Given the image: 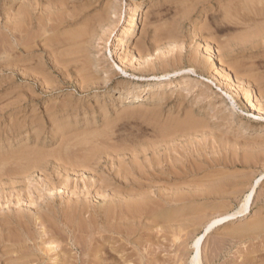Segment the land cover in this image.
Returning <instances> with one entry per match:
<instances>
[{
  "label": "rangeland",
  "instance_id": "374dc122",
  "mask_svg": "<svg viewBox=\"0 0 264 264\" xmlns=\"http://www.w3.org/2000/svg\"><path fill=\"white\" fill-rule=\"evenodd\" d=\"M8 1L9 5L7 4ZM65 1L67 3L64 0H47L48 5L45 3V0H0L2 2V5L0 4V163L2 164H0V264H113L111 259L100 260L96 258V261L94 255L86 257L84 248L87 246V242L84 243V240L88 238L78 239L80 243L77 241L76 246L71 244L73 241L71 240V242L67 238L65 239L66 241L58 240L60 242L57 243L56 239L59 233H55L54 230H50L49 228L47 229L45 225L40 224L39 220L36 221L35 218L38 213L46 212L47 206H50L52 202L54 207L57 204V207H60L63 203L73 205L80 198H86L87 194L90 197H94V193L99 189L100 180L107 179V182L111 181L110 183L114 184L113 178H118L123 183H127L126 186H134L135 190L133 189V192L130 190L122 192L127 198L131 195L136 200L147 199L145 212L142 210L143 214L141 211V215L136 213L134 216V218H140L139 224L134 220L127 222V225L129 223L131 228L127 230L129 231V238L130 240H134L132 242L136 243L139 247L135 251L132 249L131 244H126L125 253L129 252L131 254L129 264H139L137 256L141 254L150 261L148 264H189L190 258L193 256L192 242L199 236L209 220L211 221L227 213L236 212L238 211L237 209L240 210V205H242L246 195L250 193L255 182L264 174V41H262V38L250 39L253 37L254 32L256 33L257 30L264 27V22L257 23L252 20L256 18L255 16V18L252 17L254 10H249L251 14H248L246 20L228 15L227 13L231 10L233 2L236 0L231 1L232 3L230 0H227L228 3L230 2L229 4L226 3V0H97L96 3H94L95 0ZM19 5L21 7L24 5L26 7L27 5L28 8H26L29 9L28 15H32L31 17L27 15V25L25 23L24 27L21 25L22 16L20 17L21 7ZM137 5L140 6L136 8V12L133 15L134 20L130 30V35L132 36L129 35L128 39L121 40V36L126 32V28H124L126 27L125 24H127L128 19L131 17L129 15H132L131 10ZM48 6L49 8H47ZM40 7L44 10L42 11ZM104 7L107 8L105 9ZM5 8L9 12H6ZM109 12L112 14L109 15ZM57 13H59L58 16ZM90 14L92 15L89 16ZM53 16H57V19H54ZM43 20L44 23L42 24ZM84 20H86L87 24L83 22ZM32 21L34 24H37L34 25ZM103 22L108 24L106 25ZM68 25L70 27H67ZM178 26L181 28L180 31ZM28 27L29 29L27 30ZM96 30H98L97 33ZM35 31L36 33H34ZM73 31L78 33V40L82 42H78L76 46H69L68 42L66 43L64 40L67 38V34L74 33ZM64 32L67 33L65 34ZM179 32L180 34L182 32V35ZM41 33L43 34L40 35ZM208 34L212 41L207 38ZM42 36L46 37L43 38ZM91 36L92 38H90ZM244 37L249 38L248 42L246 41L247 43L240 41ZM8 38L9 40L11 39L10 44ZM47 38L49 41L44 42ZM174 40H177V43L180 41L179 43L183 45L177 44ZM19 43L20 47H18ZM35 43L38 47L41 45V49H37ZM150 46L152 47L151 49ZM144 48L149 51H145ZM38 50L40 56L37 54ZM76 50H80L81 54H78L79 57L72 54ZM138 51H141V58L137 53ZM92 52H95L96 55ZM91 53L92 57L90 56ZM190 53L193 55L190 56ZM207 56L210 61L206 58ZM73 57H75V60H80V62L76 65L66 66L65 64L68 60L73 59ZM25 58H28L30 61ZM93 59H96V63L93 62ZM139 59H143V62ZM168 63L171 67L168 68L169 70L167 69L169 67ZM199 63L205 67H202V65L200 67ZM94 64H97L99 67ZM46 67H49V69ZM217 68L221 69L218 71ZM121 69L127 71V74H123ZM188 69H193L197 73H188ZM164 71H170L168 73L172 72L169 76L171 81L176 78H182L181 86H172L169 89L162 87L163 89L159 90L156 84H160V80H153V83L148 81L152 76L162 75ZM175 71L178 74L174 75L173 72ZM140 72H143V75ZM67 73L69 74L67 75ZM78 76H80V79ZM24 81L25 83H23ZM166 81H163V83H166ZM126 83H134V86L132 89L128 88V84L126 86ZM147 83L151 85L149 92H144V95L140 94L139 101L136 100L135 104H124L122 99L125 98L129 101L130 97L135 95L134 92L137 93L139 91L138 86L146 85ZM237 84H240V86ZM235 85L238 86V89L241 88L236 90ZM224 86L227 87V90ZM122 89L127 95L121 94L122 92L120 91H123ZM171 90L173 92L174 90L176 91L170 93ZM227 96L231 97V100ZM253 102L256 104L254 105ZM100 106L103 107L101 108ZM63 110H65V113ZM259 110L262 116L260 118L256 116ZM53 111L55 115H52L54 114ZM46 117L48 118L46 119ZM63 118H65L64 121L62 120ZM55 119L59 121H55ZM66 119L69 120L65 124ZM52 120L55 125L59 122V126L58 124V127L55 126ZM167 121L170 122L168 123L169 125L166 124ZM258 126L263 127L257 130L256 127ZM9 127L11 130H9ZM50 127L52 128L50 129ZM97 128L98 130H96ZM87 129L89 130L86 131ZM14 130H18L17 134ZM69 130L73 133H70ZM57 131L60 136H58ZM13 132L15 136L11 135ZM11 136L12 138L10 139ZM49 136L52 137L50 138ZM5 138L8 139V142ZM97 142L98 144L95 145ZM133 145L134 147H132ZM92 149L99 151L96 160L89 165V170L94 169L92 175L80 170L65 172L62 169L64 165H56L55 157L58 155L77 160L79 156H87ZM22 165L27 171L23 169ZM49 170L51 171L49 172ZM4 171L7 175H5ZM56 174L58 175L57 178ZM134 174L137 175V178L139 177L138 180ZM87 175L93 176L90 177V181ZM60 176L63 178L61 179ZM25 177L28 179H25ZM124 177L127 178V180L125 179L126 182L123 180ZM3 178L4 180L7 179L5 180L6 182ZM83 178L87 180L83 181ZM80 179L81 181H79ZM130 182L134 183L131 184ZM91 184L93 185L91 186ZM223 184L225 186H222ZM74 187L77 188L75 189ZM219 188L223 189L220 190ZM102 195L106 197L108 193H103ZM174 197L181 198V202L179 201L174 204ZM71 200L74 201L72 202ZM251 202L249 214L216 228L202 241L200 245L201 264L264 263V179L255 187ZM41 208L42 210L40 211L39 209ZM84 217H87V214ZM26 222L28 223L25 224ZM120 231H123V229H120ZM120 231L117 230L119 233ZM124 232H126V229ZM54 233L55 238L53 237L54 240H52ZM100 235H112V237L118 238L115 232H106ZM100 235L92 234L89 243H92L94 247L96 244H100L101 240H98ZM61 236L65 235L62 234ZM23 240L27 242L24 243ZM19 241L24 243V245ZM51 241H55L56 245H54L55 243L53 245L48 244ZM102 243V246L105 245L103 246L105 249L112 246V242H110L111 244L108 241ZM151 258L155 261L151 260ZM87 259H90V261Z\"/></svg>",
  "mask_w": 264,
  "mask_h": 264
},
{
  "label": "bare ground",
  "instance_id": "6f19581e",
  "mask_svg": "<svg viewBox=\"0 0 264 264\" xmlns=\"http://www.w3.org/2000/svg\"><path fill=\"white\" fill-rule=\"evenodd\" d=\"M6 1V0H5ZM20 1V0H19ZM34 1H36V0H34ZM43 1V0H42ZM46 2L45 3H47L48 5H49V3L47 2V0H45ZM52 1V0H51ZM56 1V0H55ZM87 1V0H86ZM86 1H85V3H86ZM90 1V0H89ZM93 1V0H92ZM91 1V2H92ZM96 1L97 0H95V2L94 3H96ZM218 1V0H217ZM225 1V0H224ZM227 1V0H226ZM231 1H234V0H230V2ZM3 2V1H2ZM2 2H0V4L2 3ZM31 2V1H30ZM41 2V1H40ZM50 2V1H49ZM64 2H66L65 0H64ZM74 2V1H73ZM79 2V1H78ZM100 2V1H99ZM183 2V1H182ZM192 2V1H191ZM229 2V3H230ZM9 3V1L7 2V4ZM29 3V2H28ZM35 3V2H34ZM67 3V2H66ZM218 3V2H217ZM227 4H229L228 3V1L226 2ZM232 3V2H231ZM234 4L232 5V7H231V10L227 13L228 15H230V16H233V17H238V18H243L244 20H246V17L248 18V14L250 13L249 12V10H254V15L252 16V17H254L255 19H252V20H254L255 22H257V23H262V22H264V0H236L235 2H233ZM6 4V5H7ZM10 4V3H9ZM8 4V5H9ZM51 4H53L52 2H51ZM65 4V3H64ZM75 4V3H74ZM103 4V3H102ZM109 4V3H108ZM107 4V5H108ZM145 4V3H144ZM222 4V3H221ZM224 4V3H223ZM2 5V4H1ZM5 5V6H6ZM32 5V4H31ZM34 5V4H33ZM43 5V4H42ZM63 5V4H62ZM70 5V4H69ZM71 5H72V3H71ZM80 5V4H79ZM78 5V6H79ZM85 5V4H84ZM97 5H98V3H97ZM110 5H112V4H110ZM136 5V4H135ZM134 5V6H135ZM219 5V4H218ZM20 6V5H19ZM25 6V5H24ZM24 6H20L21 7V9H20V17H21V19H22V23H21V25L24 27L25 26V23H26V20H27V15H28V12H29V9H27L28 7H27V5H26V7H24ZM30 6V5H29ZM52 6V5H51ZM59 6V5H58ZM61 6V5H60ZM68 6V5H67ZM74 6V5H73ZM77 6V5H76ZM88 7H90L89 5H87ZM95 6H96V4H95ZM109 6V5H108ZM139 6L140 5H137L136 7H134L132 10H131V14L132 15H129V16H131L129 19H128V22H127V24H125L126 25V27H124V28H126V32L121 36V40H126V39H128V36L131 34V32H130V30H131V26L133 25L132 24V22H133V15H134V13L136 12V8H139ZM225 6V5H224ZM223 6V7H224ZM260 6V7H259ZM10 7H11V5H10ZM13 7V6H12ZM33 7V6H32ZM37 7H38V5H37ZM46 7V6H45ZM65 7V6H64ZM63 7V8H64ZM80 7V6H79ZM97 7V6H96ZM110 8H111V6H109ZM221 7V6H220ZM226 7H227V5H226ZM1 8H2V6H1ZM19 8V7H18ZM34 8V7H33ZM47 8H49V6L47 7ZM54 8H55V6H54ZM53 8V9H54ZM62 8V9H63ZM71 8V7H70ZM76 8V7H75ZM86 8V7H85ZM85 8H84V10H85ZM105 8V7H104ZM107 8V7H106ZM105 8V9H106ZM114 8V7H113ZM218 8V7H217ZM228 8H230L229 6H228ZM3 9V8H2ZM12 9V8H11ZM15 9V8H14ZM40 9H42L41 7H40ZM39 9V10H40ZM52 9V8H51ZM50 9V10H51ZM56 9V8H55ZM65 9H66V7H65ZM95 9V8H94ZM34 10V9H33ZM32 10V11H33ZM44 9H42V11H43ZM74 10V9H73ZM82 10V9H81ZM83 10V11H84ZM141 10V9H140ZM221 10H222V8H221ZM5 11H6V8H5ZM4 11V12H5ZM12 11H14V10H12ZM35 11V10H34ZM37 11V10H36ZM47 11V10H46ZM72 11V10H71ZM87 11V10H86ZM220 11V10H219ZM223 11V10H222ZM6 12H9V11H6ZM40 12V11H39ZM88 12V11H87ZM99 13H100V11H98ZM111 12V11H110ZM109 12V15L110 14H112V13H110ZM138 12V11H137ZM157 12V11H156ZM226 12V11H225ZM46 13V12H45ZM69 13V12H68ZM74 13V12H73ZM86 13V12H85ZM91 13H92V11H91ZM33 14H34V12H33ZM37 14V13H36ZM39 14H42V13H39ZM49 14H50V12H49ZM58 14L59 13H57V16H58ZM61 14V13H60ZM71 14V13H70ZM92 14H94V12L92 13ZM92 14H90L89 16H91ZM107 14H108V12H107ZM130 14V13H129ZM223 14V13H222ZM251 14V13H250ZM31 15V14H30ZM35 15V14H34ZM33 15V16H34ZM48 15V14H47ZM51 15V14H50ZM84 15V14H83ZM87 15V14H86ZM138 15V14H137ZM224 15V14H223ZM11 16V15H10ZM29 16V15H28ZM32 16V15H31ZM31 16H29V17H31ZM42 16V15H41ZM57 16H53L54 17V19H57ZM60 16V15H59ZM63 16V15H62ZM61 16V17H62ZM72 16H74V15H72ZM80 16V15H79ZM78 16V17H79ZM96 17H97V15H95ZM94 16V17H95ZM103 16V15H102ZM128 16V17H129ZM8 17V16H7ZM45 17V16H44ZM93 17V16H92ZM101 17V16H100ZM226 17H228V16H226ZM64 18V17H63ZM76 18H77V16H76ZM86 18H88L87 16H86ZM99 18V17H98ZM103 18V17H102ZM109 18V17H108ZM142 18V17H141ZM223 18V17H222ZM231 18V17H230ZM250 18V17H249ZM7 19H9V18H7ZM44 19V18H43ZM47 19H48V17H47ZM62 19V18H61ZM95 19V18H94ZM224 19V18H223ZM251 19V18H250ZM53 20V19H52ZM70 20V19H69ZM74 20V19H73ZM79 20V19H78ZM88 20V19H87ZM97 20V19H96ZM142 20V19H141ZM230 20V19H229ZM42 21V20H41ZM47 21V20H46ZM64 21V20H63ZM98 21V20H97ZM108 21V20H107ZM231 21V20H230ZM239 21V20H238ZM38 22V21H37ZM50 22H51V20H50ZM70 22V21H69ZM81 22V21H80ZM83 22H85L86 23V20H84ZM88 22V21H87ZM91 22V21H90ZM94 22V21H93ZM100 22V21H99ZM109 22V21H108ZM233 22V21H232ZM241 22V21H240ZM17 23H19V22H17ZM32 23H33V21H32ZM44 23V20H43V22H42V24ZM68 23V22H67ZM74 23V22H73ZM77 23V22H76ZM79 23V22H78ZM95 23V22H94ZM104 24H106L105 22H103ZM141 23H143V22H141ZM230 23V22H229ZM244 23V22H243ZM247 23V22H246ZM249 24H250V22H248ZM12 24H14V23H12ZM20 24V23H19ZM34 24V23H33ZM37 24V23H36ZM36 24H34V25H36ZM52 24V23H51ZM63 24V23H62ZM69 24V23H68ZM87 24V23H86ZM89 24V23H88ZM108 24V23H107ZM106 24V25H107ZM132 24V25H131ZM26 25H27V23H26ZM55 25V24H54ZM53 25V26H54ZM61 25V24H60ZM59 25V26H60ZM67 25V24H66ZM72 26H73V24H71ZM77 25V24H76ZM245 25V24H244ZM260 25V24H259ZM263 25V24H262ZM13 26V25H12ZM15 26V25H14ZM32 26V25H31ZM43 26V25H42ZM71 26V27H72ZM84 26H86V25H84ZM95 26V25H94ZM102 26V25H101ZM251 26V25H250ZM11 27V26H10ZM33 27V26H32ZM35 27V26H34ZM62 27H64V26H62ZM67 27H70L69 25L67 26ZM110 27V26H109ZM135 27V26H134ZM218 27V26H217ZM248 27V26H247ZM38 28V27H37ZM36 28V29H37ZM53 28V27H52ZM66 28V27H65ZM81 28V27H80ZM95 28H97V27H95ZM99 28H100V26H99ZM104 28H105V26H104ZM178 28H179V31H180V26H178ZM10 29V28H9ZM12 29V28H11ZM29 29V27L27 28V30ZM30 29H31V27H30ZM34 30H35V28H33ZM51 29V28H50ZM57 29H58V27H57ZM60 29V28H59ZM62 29V28H61ZM75 29V28H74ZM73 29V30H74ZM89 29V28H88ZM101 29V28H100ZM113 29V28H112ZM255 29V28H254ZM7 30V29H6ZM23 30V29H22ZM43 30H44V28H43ZM49 30V29H48ZM79 30V29H78ZM123 30V29H122ZM174 30H176V29H174ZM216 30V29H215ZM31 31H32V29H31ZM59 31H61V30H59ZM58 31V32H59ZM97 31L98 30H96V33H97ZM107 31V30H106ZM109 31V30H108ZM250 31V30H249ZM21 32V31H20ZM41 32H43V31H41ZM51 32V31H50ZM53 32H55V31H53ZM74 32V31H73ZM173 32V31H172ZM207 32V31H206ZM254 32V31H253ZM28 33V32H27ZM34 33H36V31L34 32ZM34 33H32V34H34ZM40 33V32H39ZM45 33V32H44ZM65 33V32H64ZM67 33V32H66ZM65 33V34H66ZM68 33H69V31H68ZM79 33H81V32H79ZM94 33V32H93ZM99 33V32H98ZM209 33V32H208ZM249 33V32H248ZM17 34V33H16ZM43 33H41L40 35H42ZM51 34V33H50ZM87 34V33H86ZM95 34V33H94ZM172 34V33H171ZM179 34H180V32H179ZM245 34V33H244ZM14 35V34H13ZM18 35V34H17ZM36 35V34H35ZM54 35H55V33H54ZM87 35H89V34H87ZM86 35V36H87ZM180 35H182V32H181V34ZM227 35V34H226ZM7 36H8V34H7ZM47 36V35H46ZM45 36V37H46ZM51 36V35H50ZM55 36H57V35H55ZM60 36V35H59ZM130 36H132V35H130ZM155 36V35H154ZM169 36V35H168ZM231 36V35H230ZM11 37V36H10ZM12 37H14V36H12ZM18 37V36H17ZM25 37H26V34H25ZM43 37V36H42ZM45 37H43V38H45ZM58 37V36H57ZM61 37V36H60ZM59 37V38H60ZM67 38L64 40L66 43L68 42V45L69 46H76V45H78V42H79V36H78V33L77 32H74V33H70V34H67V36H66ZM107 37V36H106ZM105 37V38H106ZM152 37V36H151ZM156 37H158V36H156ZM181 37V36H180ZM19 38V37H18ZM17 38V39H18ZM24 38V37H23ZM32 38V37H31ZM53 38H54V36H53ZM81 38V37H80ZM89 38V37H88ZM90 38H92V36L90 37ZM93 38H94V36H93ZM176 38V37H175ZM204 38V37H203ZM207 38H209V34H208V37ZM257 39V38H262V41H264L263 39H264V27H262V28H260L259 30H257V32L255 33L254 32V34H253V37H251L250 39ZM22 39V38H21ZM35 39V38H34ZM41 39V38H40ZM87 39V38H86ZM96 39V38H95ZM130 39V38H129ZM180 39V38H179ZM179 39H177V40H179ZM205 39V38H204ZM209 39H211V38H209ZM8 40H9V38H8ZM11 40V39H10ZM10 40L8 41L9 42V44H10ZM14 40V39H13ZM23 40V39H22ZM21 40V41H22ZM30 40V39H29ZM37 40H38V38H37ZM49 41V39L47 38L46 40H44V42H46V41ZM90 40V39H89ZM149 40H150V38H149ZM169 40H171V39H169ZM177 40H174L176 43H177ZM248 40H249V38L248 37H244V38H242V39H240V41L242 42V43H244V42H248ZM19 41V40H18ZM17 41V42H18ZM33 42H34V40H32ZM47 41V42H48ZM62 41V40H61ZM60 41V42H61ZM81 41V40H80ZM85 41V40H84ZM88 41V40H87ZM94 41V40H93ZM128 41V40H127ZM161 41V40H160ZM166 41H167V39H166ZM183 41V40H182ZM206 41V40H205ZM211 41H212V39H211ZM239 41V40H238ZM1 42V41H0ZM20 42V41H19ZM36 42V41H35ZM82 42V41H81ZM81 42H79V43H81ZM143 42V41H142ZM141 42V43H142ZM173 42V41H172ZM180 42V41H179ZM178 42V43H179ZM246 42V43H247ZM7 43V42H6ZM13 43V42H12ZM15 43H16V41H15ZM30 43V42H29ZM40 43V42H39ZM41 43H42V41H41ZM52 43V42H51ZM57 43V42H56ZM62 43V42H61ZM64 43V42H63ZM65 43V44H66ZM89 43V42H88ZM94 43V42H93ZM146 43V42H145ZM149 43V42H148ZM147 43V44H148ZM174 43V42H173ZM173 43H172V45H173ZM177 43V44H178ZM210 43V42H209ZM18 44V43H17ZM33 44V43H32ZM50 44V43H49ZM83 44V43H82ZM144 44V43H143ZM154 44H155V42H154ZM165 44H167V42H165ZM179 44H182V43H179ZM203 44H205L204 42H203ZM3 45V44H2ZM8 45V44H7ZM13 45V44H12ZM35 45H36V43H35ZM39 45V44H38ZM58 45H60V44H58ZM63 45V44H62ZM86 45V44H85ZM88 45V44H87ZM142 45V44H141ZM146 45V44H145ZM164 45V44H163ZM172 45H170V46H172ZM183 45V44H182ZM211 45V44H210ZM260 45V44H259ZM26 46V45H25ZM37 46V45H36ZM43 46V45H42ZM156 46V45H155ZM154 46V47H155ZM159 46V45H158ZM207 46H209V45H207ZM18 47H20V43H19V45H18ZM40 47H41V45H40ZM40 47H38L37 46V49L38 48H40ZM141 47H144V46H141ZM147 47V46H146ZM160 47V46H159ZM174 47V46H173ZM205 47V46H204ZM210 47V46H209ZM227 47V46H226ZM2 48V47H1ZM26 48V47H25ZM49 48V47H48ZM62 48V47H61ZM60 48V49H61ZM64 48H65V46H64ZM66 48H68V47H66ZM88 48H89V46H88ZM92 48V47H91ZM137 48V47H136ZM152 47L150 46V49H151ZM208 48V47H207ZM218 48V47H217ZM219 48H221V47H219ZM9 49V48H8ZM14 49V48H13ZM33 49V48H32ZM41 49V48H40ZM59 49V48H58ZM94 49V48H93ZM145 49V48H144ZM155 49V48H154ZM160 49V48H159ZM31 50V49H30ZM98 50V49H97ZM146 50H148V49H145V51ZM158 50V49H157ZM1 51V50H0ZM4 51V50H3ZM7 51V50H6ZM19 51H20V49H19ZM27 51V50H26ZM25 51V52H26ZM54 51H55V47H54ZM66 51V50H65ZM90 51H92V50H90ZM89 51V52H90ZM133 51V50H132ZM135 51V50H134ZM136 51H137V49H136ZM149 51V50H148ZM147 51V52H148ZM154 51V50H153ZM170 51V50H169ZM208 51H209V49H208ZM250 51V50H249ZM23 52H24V50H23ZM31 52V51H30ZM35 52H37V51H35ZM49 52V51H48ZM52 52H53V49H52ZM146 52V53H147ZM9 53V52H8ZM16 53V52H15ZM27 53H28V51H27ZM34 53V52H33ZM46 53H47V51H46ZM51 53V52H50ZM58 53V52H57ZM88 53V52H87ZM93 54H95V52H92ZM92 53L90 54V56L92 57ZM138 53V55H139V57L141 58L142 57V54H141V51L139 52H137ZM150 53V52H149ZM210 53V52H209ZM6 54H7V52H6ZM17 54V53H16ZM19 54V53H18ZM30 54V53H29ZM28 54V55H29ZM32 54V53H31ZM35 54V53H34ZM37 54L39 55V50H38V52H37ZM70 54V53H69ZM73 54V56H78V54H81L80 53V50H76L75 52H73L72 53ZM135 55H136V53H134ZM156 54V53H155ZM179 54V53H178ZM182 54V53H181ZM191 54V53H190ZM211 54V53H210ZM12 55V54H11ZM27 55V56H28ZM33 55V54H32ZM37 55V56H38ZM46 55H48V54H46ZM50 55V54H49ZM55 55V54H54ZM68 55V54H67ZM96 55V54H95ZM94 55V56H95ZM147 55V54H146ZM162 55V54H161ZM180 55V54H179ZM183 55V54H182ZM193 54H191L190 56H192ZM208 55V54H207ZM214 55V54H213ZM243 55V54H242ZM18 56V55H17ZM21 56H22V54H21ZM40 56V55H39ZM44 56V55H43ZM51 56V55H50ZM90 56H88V57H90ZM212 56V55H211ZM247 56V55H246ZM10 57V56H9ZM26 57V56H25ZM30 57V56H29ZM28 57V58H29ZM45 57V56H44ZM69 57V56H68ZM79 57V56H78ZM148 57V56H147ZM150 57V56H149ZM181 57V56H180ZM180 57H178V58H180ZM12 58H13V56H12ZM22 58V57H21ZM20 58V59H21ZM28 58H25V59H28ZM33 58H35V57H33ZM32 58V59H33ZM38 58V57H37ZM42 58V57H41ZM61 58V57H60ZM95 58V57H94ZM97 58V57H96ZM146 58V57H145ZM144 58V59H145ZM182 58H183V56H182ZM208 60H209V58H208V56L206 57ZM211 58V57H210ZM212 58H214V57H212ZM23 59H24V57H23ZM45 59H46V57H45ZM44 59V60H45ZM200 59V58H199ZM198 59V60H199ZM215 59V58H214ZM213 59V60H214ZM218 59V58H217ZM29 60V59H28ZM28 60H27V62H28ZM43 60V59H42ZM52 60H53V58H52ZM51 60V61H52ZM56 60V59H55ZM89 60V59H88ZM92 60V59H91ZM94 60V59H93ZM98 60V59H97ZM139 60H141V59H139ZM143 60V59H142ZM141 60V61H142ZM197 60V59H196ZM206 60V59H205ZM213 60H212V62H213ZM221 60V59H220ZM254 60V59H253ZM26 61V60H25ZM30 61V60H29ZM33 61V60H32ZM35 61H37V60H35ZM48 61V60H47ZM50 61V60H49ZM96 61V59L93 61L94 63H96L95 62ZM150 61V60H149ZM165 61H168V60H165ZM192 61V60H191ZM202 61V60H201ZM201 61H200V63H201ZM210 61V60H209ZM209 61H207V62H209ZM22 62V61H21ZM20 62V63H21ZM24 62V61H23ZM27 62H25V63H27ZM40 62V61H39ZM66 62V61H65ZM80 62V60H78V59H76L75 60V57H73V59H71V60H68V62L65 64L66 66H72V65H76V64H78ZM89 62V61H88ZM91 62V61H90ZM143 62V61H142ZM157 62H158V60H157ZM162 62V61H161ZM194 62V61H193ZM196 62V61H195ZM31 63V62H30ZM46 63V62H45ZM50 63V62H49ZM62 63V62H61ZM92 63V62H91ZM175 63V62H174ZM177 63V62H176ZM200 63H199V65H200ZM211 63V62H210ZM17 64H19V63H17ZM16 64V65H17ZM43 64V63H42ZM52 64V63H51ZM50 64V65H51ZM93 64V63H92ZM140 64V63H139ZM173 64V63H172ZM172 64H171V66H172ZM191 64H192V62H191ZM205 64H206V62H205ZM215 64V63H214ZM255 64V63H254ZM21 65V64H20ZM28 65H29V63H28ZM59 65V64H58ZM95 65V64H94ZM97 65V64H96ZM95 65V66H96ZM100 65V64H99ZM147 65V64H146ZM168 65H169V63H168ZM196 65V64H195ZM202 65V64H201ZM201 65H200V67H201ZM40 66V65H39ZM44 66V65H43ZM49 66V65H48ZM98 66V65H97ZM124 66V65H123ZM173 66H175V65H173ZM204 65H202V67H203ZM221 66V65H220ZM36 67V66H35ZM79 67H80V65H79ZM99 67V66H98ZM194 67V66H193ZM196 67V66H195ZM198 67V66H197ZM205 67V66H204ZM264 67V66H263ZM41 68V67H40ZM43 68V67H42ZM46 68H48L49 69V67H46ZM78 68V67H77ZM76 68V69H77ZM168 68H171L170 67V65H169V67H167V69ZM251 68V67H250ZM32 69V68H31ZM75 69V68H74ZM73 69V70H74ZM174 69H175V67H174ZM178 69H179V67H178ZM183 69V68H182ZM196 69V68H195ZM201 69H203V68H201ZM218 69V68H217ZM219 69H221V68H219ZM219 69H218V71H219ZM222 69H223V67H222ZM252 69V68H251ZM21 70H22V68H21ZM52 70V69H51ZM57 70V69H56ZM61 70V69H60ZM71 70V69H70ZM90 70V69H89ZM139 70V69H138ZM141 70V69H140ZM169 70V69H168ZM176 70V69H175ZM216 70V69H215ZM246 70V69H245ZM253 70V69H252ZM261 70V69H260ZM45 71H47V70H45ZM49 71V70H48ZM47 71V72H48ZM76 71V70H75ZM74 71V72H75ZM181 71H183V70H181ZM186 71V70H185ZM222 71V70H221ZM224 71V70H223ZM228 71V70H227ZM20 72V71H19ZM43 72V71H42ZM62 72V71H61ZM61 72H59V73H61ZM66 72V71H65ZM78 72V71H77ZM121 72L123 73V74H127V71H125V70H123V69H121ZM144 72V71H143ZM143 72H140L141 73V75H143L142 73ZM165 72V71H164ZM163 72V73H164ZM168 72H170V71H168ZM167 71L163 74L162 73V75H160V76H152L151 77V75H150V77H151V79H149L148 81H150V82H152L153 80H160V84H156V83H154V84H156L157 86H158V89L159 90H161V88L163 87L164 89H169V88H171L172 86H181L180 84H181V80H182V78H179V79H177L176 77V79L175 78H173V79H175V80H170L169 79V76L171 75V73H168ZM180 72V71H179ZM187 72L188 73H192V74H196L197 72H195L193 69H188L187 70ZM217 72V71H216ZM232 72V71H231ZM234 72V71H233ZM252 72V71H251ZM21 73V72H20ZM27 73V72H26ZM86 73V72H85ZM103 73H105V72H103ZM145 73V72H144ZM201 73V72H200ZM50 74V73H49ZM48 74V75H49ZM63 74V73H62ZM69 73H67V75H68ZM71 74V73H70ZM93 74V73H92ZM173 74L175 75V74H178V72L177 71H175V72H173ZM233 74H235V73H233ZM233 74H232V76H233ZM242 74H244V73H242ZM25 75V74H24ZM28 75V74H27ZM30 75V74H29ZM33 75V74H32ZM61 75V74H60ZM66 75V74H65ZM104 75H106V74H104ZM199 75V74H198ZM219 75H221V74H219ZM218 75V76H219ZM227 75V74H226ZM248 75V74H247ZM251 75V74H250ZM47 76V75H46ZM73 76V75H72ZM107 76V75H106ZM228 76V75H227ZM28 77V76H27ZM26 77V78H27ZM53 77V76H52ZM56 77V76H55ZM80 76H78V78H79ZM83 77V76H82ZM86 77V76H85ZM132 77V76H131ZM133 77H134V75H133ZM182 77V76H181ZM32 78V77H31ZM42 78V77H41ZM49 78H51V77H49ZM69 78H71V77H69ZM231 78V77H230ZM249 78V77H248ZM252 78V77H251ZM53 79V78H52ZM62 79V78H61ZM80 79V78H79ZM107 79V78H106ZM105 79V80H106ZM134 79V78H133ZM137 79H138V77H137ZM142 79H143V76H142ZM146 79V78H145ZM233 79V78H232ZM27 80V79H26ZM32 80V79H31ZM34 80V79H33ZM46 80V79H45ZM66 80V79H65ZM69 80V79H68ZM73 80V79H72ZM165 80H167L166 81V83L164 82L163 83V81H165ZM227 80V79H226ZM42 81V80H41ZM55 81V80H54ZM63 81V80H62ZM80 81V80H79ZM79 81H78V84H79ZM92 81V80H91ZM162 81V82H161ZM225 81V80H224ZM228 81V80H227ZM232 81V80H231ZM238 81H240V80H238ZM246 81V80H245ZM32 82V81H31ZM124 82V81H123ZM128 82V81H127ZM131 82V81H130ZM186 82V81H185ZM23 83H25V81L23 82ZM27 83V82H26ZM37 83V82H36ZM35 83V84H36ZM89 83V82H88ZM93 83V82H92ZM153 83V82H152ZM75 84V83H74ZM81 84V83H80ZM127 84H128V88H131L132 89V87L134 86L133 84L134 83H126V86H127ZM153 84V85H154ZM37 85H38V83H37ZM56 85V84H55ZM70 85V84H69ZM87 85V84H86ZM188 85H190V84H188ZM192 85V84H191ZM238 86H240V84H237ZM237 85H235L236 86V90L238 89L237 87ZM244 85V84H243ZM35 86V85H34ZM61 86V85H60ZM66 86V85H65ZM76 86V85H75ZM193 87H194V85H192ZM227 86V85H226ZM226 86H224L225 87V89L227 88ZM234 86V85H233ZM246 86V85H245ZM245 86H244V88H245ZM39 87H40V85H39ZM190 87V86H189ZM223 87V88H224ZM44 88V87H43ZM60 88V87H59ZM135 88V87H134ZM162 88V89H163ZM179 88V87H178ZM182 88V87H181ZM192 88V87H191ZM190 88V89H191ZM241 88V87H240ZM239 88V89H240ZM243 88V87H242ZM249 88V87H248ZM24 89V88H23ZM121 89V88H120ZM138 89H139V91L136 93V92H134L135 93V95L134 96H131L130 97V100L129 101H127V99H125L124 97V99H122V101L124 102V104H135L137 101L136 100H138L139 98H140V94H142V95H144L143 93L144 92H149V90H151V85L150 84H144V85H142V86H138ZM155 89V88H154ZM173 89V88H172ZM177 89V88H176ZM205 89H207V88H205ZM238 89V90H239ZM46 90V89H45ZM123 90V89H122ZM227 90V89H226ZM242 90V89H241ZM245 90V89H244ZM81 91V90H80ZM157 91V90H156ZM169 91V90H168ZM176 90H174V92H175ZM205 91V90H204ZM246 91H247V89H246ZM120 92H122L121 94L123 95V93L125 94V92H124V90L123 91H120ZM119 92V93H120ZM129 92V91H128ZM173 91L171 90V92L170 93H172ZM173 92V93H174ZM22 93V92H21ZM127 93V92H126ZM167 93V92H166ZM169 92H168V94H170ZM238 93V92H237ZM248 94H250L249 92H247ZM118 94V93H117ZM159 94H161V93H159ZM201 94V93H200ZM21 95V94H20ZM19 95V96H20ZM125 95H127V94H125ZM128 95H129V93H128ZM131 95V94H130ZM147 95V94H146ZM163 95V94H162ZM172 95V94H171ZM176 95V94H175ZM179 95V94H178ZM23 96V95H22ZM71 96V95H70ZM118 96H119V94H118ZM159 96V95H158ZM157 96V97H158ZM163 96H165V95H163ZM177 96V95H176ZM21 97V96H20ZM24 98H25V96H23ZM31 97V96H30ZM103 97H105V96H103ZM108 97V96H107ZM111 97H113V96H111ZM110 97V98H111ZM143 97V96H142ZM141 97V98H142ZM148 97V96H147ZM153 97V96H152ZM169 97H170V95H169ZM172 97V96H171ZM178 97V96H177ZM29 98V97H28ZM32 98V97H31ZM86 98V97H85ZM85 98H83V99H85ZM146 98V97H145ZM227 98H230V100H231V97H228L227 96ZM249 98V97H248ZM87 99V98H86ZM85 99V100H86ZM143 99V98H142ZM157 99V98H156ZM250 99V98H249ZM261 99V98H260ZM24 100V99H23ZM89 100V99H88ZM109 100V99H108ZM117 100H119V99H117ZM144 100V99H143ZM68 101V100H67ZM120 101V100H119ZM139 101V100H138ZM145 101V100H144ZM147 101V100H146ZM149 101V100H148ZM151 101V100H150ZM31 102V101H30ZM70 102H71V100H70ZM77 102V101H76ZM117 102V101H116ZM12 103V102H11ZM20 103H21V101H20ZM29 103V102H28ZM33 103V102H32ZM66 103H68V102H66ZM118 103V102H117ZM116 103V104H117ZM150 103V102H149ZM254 103V105L256 104L255 102H253ZM24 104V103H23ZM70 105H71V103H69ZM68 104V105H69ZM86 104V103H85ZM99 104V103H98ZM97 104V105H98ZM120 104V103H119ZM77 105V104H76ZM96 105V106H97ZM121 105V104H120ZM119 105V106H120ZM250 105H251V103H250ZM19 106H21V105H19ZM23 106V105H22ZM27 106H28V104H27ZM26 106V107H27ZM57 106H59L58 104H57ZM130 106H132V105H130ZM140 106V105H139ZM253 106V105H252ZM101 107V106H100ZM103 107V106H102ZM101 107V108H102ZM117 107V106H116ZM255 107V106H254ZM257 107V106H256ZM24 108H25V106H24ZM56 108V107H55ZM64 108V107H63ZM77 108H79V107H77ZM99 108V107H98ZM97 108V109H98ZM119 108V107H118ZM128 108V107H127ZM126 108V109H127ZM130 108V107H129ZM136 108H137V106H136ZM23 109V108H22ZM44 109V108H43ZM70 109V111H71V107L69 108ZM104 109V108H103ZM121 109H123V108H121ZM258 109V108H257ZM261 109V108H260ZM59 110V109H58ZM114 110V109H113ZM120 110V109H119ZM125 110V109H124ZM134 110V109H133ZM132 110V111H133ZM49 111H51V110H49ZM65 110H63V112H64ZM69 111V112H70ZM100 111V110H99ZM182 111V110H181ZM56 112V111H55ZM60 112H61V110H60ZM93 112V111H92ZM258 113H257V115L256 116H258L259 118L260 117H262L261 115H260V113L259 112H261L260 110L259 111H257ZM53 113H54V111H53ZM57 113V112H56ZM65 113V112H64ZM73 113V112H72ZM94 113V112H93ZM105 113V112H104ZM174 113V112H173ZM47 114V113H46ZM52 114V113H51ZM66 114H67V111H66ZM95 114V113H94ZM103 114V113H102ZM117 114H118V112H117ZM128 114V113H127ZM52 115H55V113L54 114H52ZM58 115H59V113H58ZM71 115V114H70ZM168 115V114H167ZM51 116V115H50ZM49 117V116H48ZM48 117H46V119L48 118ZM66 118H67V116H65ZM86 117V116H85ZM93 117V116H92ZM127 117V116H126ZM188 117V116H187ZM40 118V117H39ZM57 118V117H56ZM69 118V117H68ZM94 118V117H93ZM44 119V118H43ZM59 119V118H58ZM9 120V119H8ZM45 120V119H44ZM43 120V121H44ZM51 120V119H50ZM63 121L65 120V118H63L62 119ZM68 120L69 119H66V122H65V124L68 122ZM74 120V119H73ZM190 120H191V118H190ZM55 121H59V120H57V119H55ZM61 121V120H60ZM62 121V122H63ZM85 121V120H84ZM170 121V120H169ZM169 121H167V123L166 124H168V123H170ZM179 121V120H178ZM48 122V121H47ZM52 122H53V120H52ZM61 122V123H62ZM54 123V122H53ZM59 123V122H58ZM57 123V124H58ZM60 123V124H61ZM75 123V122H74ZM186 123H188V122H186ZM37 124V123H36ZM52 124V123H51ZM57 124L55 125V123H54V125L55 126H57ZM63 124V123H62ZM61 124V125H62ZM65 124H63V125H65ZM165 124V123H164ZM163 124V125H164ZM177 124V123H176ZM183 124V123H182ZM15 125V124H14ZM53 125V124H52ZM169 125V124H168ZM171 126H173L172 124H170ZM179 125V124H178ZM181 125V124H180ZM185 125V124H184ZM58 126H59V124H58ZM57 126V127H58ZM74 126V125H73ZM192 126V125H191ZM21 127V126H20ZM53 127V126H52ZM52 127H50V129L52 128ZM60 127H62V126H60ZM103 127V126H102ZM168 127V126H167ZM263 126H258V127H256L257 128V130H260L261 128H262ZM13 128V127H12ZM23 128V127H22ZM54 128H56V127H54ZM160 128V127H159ZM169 128H172V127H169ZM178 128H179V126H178ZM177 128V129H178ZM16 129V128H15ZM34 129V128H33ZM64 129H66L65 127H64ZM90 129V128H89ZM89 129H87L86 131H88ZM180 129V128H179ZM189 129H191V128H189ZM9 130H11L10 129V127H9ZM57 130H59L58 128H57ZM62 130H63V128H62ZM96 130H98V128L96 129ZM95 130V131H96ZM167 130H168V128H167ZM186 130V129H185ZM15 131V133L18 131H16V130H14ZM68 131V130H67ZM67 131H65L66 132V134H68L67 133ZM74 131V130H73ZM95 131H93V132H95ZM146 131V130H145ZM159 131V130H158ZM157 131V132H158ZM162 131H163V128H162ZM175 131H176V129H175ZM11 132V131H10ZM9 132V133H10ZM32 132V131H31ZM51 132V131H50ZM52 132H54L53 130H52ZM55 132H56V129H55ZM58 132V131H57ZM64 132V131H63ZM69 132H70V130H69ZM75 132H76V129H75ZM85 132V131H84ZM105 132H106V130H105ZM183 132V131H182ZM185 132V131H184ZM194 132V131H193ZM7 133H8V131H7ZM12 133V132H11ZM70 133H73V132H70ZM77 133V132H76ZM83 133V132H82ZM164 133V132H163ZM192 133V132H191ZM17 134V133H16ZM20 134V133H19ZM33 134V133H32ZM37 134V133H36ZM58 134H59V132H58ZM57 134V135H58ZM63 134V133H62ZM65 134V136H67ZM96 134V133H95ZM99 134V133H98ZM140 134V133H139ZM181 134V133H180ZM12 136L14 135V132H13V134H11ZM35 135V134H34ZM38 135V134H37ZM36 135V136H37ZM56 135V136H57ZM97 135V134H96ZM135 135V134H134ZM154 135V134H153ZM152 135V136H153ZM174 135V134H173ZM177 135V134H176ZM12 136L10 137V139L12 138ZM15 136V135H14ZM17 136H19V135H17ZM52 136H53V134H52ZM51 136V137H52ZM58 136H60V134L58 135ZM63 136H64V134H63ZM151 136V135H150ZM187 136V135H186ZM1 137V136H0ZM6 137V136H5ZM9 137V136H8ZM50 137V136H49ZM50 137V138H51ZM70 137V136H69ZM75 137V136H74ZM78 137H79V135H78ZM102 137V136H101ZM135 137V136H134ZM155 137V136H154ZM166 137V136H165ZM15 138V137H14ZM37 138H38V136H37ZM36 138V139H37ZM67 138V137H66ZM137 138V137H136ZM144 138V137H143ZM1 139V138H0ZM3 139V138H2ZM6 139V138H5ZM62 139V138H61ZM72 139H73V136H72ZM96 139V138H95ZM98 139V138H97ZM169 139V138H168ZM4 140V139H3ZM8 139H6V141H7ZM35 140V139H34ZM63 140V139H62ZM69 140H70V138H69ZM88 140V139H87ZM111 140V139H110ZM164 140V139H163ZM169 140H171V139H169ZM200 140V139H199ZM93 141V140H92ZM106 141H108V140H106ZM116 141V140H115ZM118 141H120V140H118ZM165 141V140H164ZM211 141V140H210ZM8 142V141H7ZM61 142V141H60ZM110 142V141H109ZM114 142V141H113ZM132 142V141H131ZM167 142V141H166ZM35 143V142H34ZM56 143H57V141H56ZM81 143V142H80ZM134 143V142H133ZM138 143V142H137ZM73 144V143H72ZM75 144V143H74ZM96 144H98V142L97 143H95V145ZM102 144H104V143H102ZM110 144V143H109ZM141 144V143H140ZM57 145V144H56ZM80 145V144H79ZM135 145V144H134ZM134 145L132 146V147H134ZM136 145H139V144H136ZM183 145V144H182ZM38 146H39V144H38ZM50 146V145H49ZM53 146H55L54 144H53ZM66 146V145H65ZM101 146H103V145H101ZM108 146V145H107ZM123 146V145H122ZM150 146H152V145H150ZM17 147V146H16ZM25 147V146H24ZM59 147V146H58ZM109 147V146H108ZM127 147V146H126ZM41 148V147H40ZM48 148V147H47ZM50 148V147H49ZM54 148V147H53ZM57 148V147H56ZM63 148V147H62ZM105 148V147H104ZM103 148V149H104ZM113 148V147H112ZM131 148V147H130ZM32 149V148H31ZM42 149H44V148H42ZM66 149V148H65ZM71 149V148H70ZM121 149V148H120ZM58 151V150H57ZM114 151V150H113ZM138 151V150H137ZM195 151V150H194ZM86 152H88V151H86ZM98 150H96V149H92L91 150V152L87 155V156H79V158L77 159V160H74V159H69V158H64L63 156H61V155H58V156H56L55 158V162H56V165H64L63 167H62V169L65 171V172H68V171H74L75 172V170L76 171H78V170H80V171H82V172H84V173H87V174H90V175H92V173H93V171H94V169L93 170H89V165L91 164V162H93V161H95L96 160V156L98 155ZM143 152V151H142ZM23 153V152H22ZM26 153V152H25ZM76 153H77V151H76ZM111 153H113V152H111ZM16 154V153H15ZM18 154V153H17ZM29 154V153H28ZM33 154V153H32ZM43 154V153H42ZM49 154V153H48ZM66 154V153H65ZM82 154V153H81ZM210 154V153H209ZM14 155V154H13ZM23 155V154H22ZM30 155V154H29ZM52 155V154H51ZM70 155V154H69ZM113 155V154H112ZM1 156V155H0ZM15 156V155H14ZM18 156V155H17ZM20 156V155H19ZM25 156V155H24ZM28 156V155H27ZM46 156V155H45ZM101 156V155H100ZM115 156V155H114ZM117 156H118V154H117ZM124 156V155H123ZM136 156V155H135ZM194 156V155H193ZM5 157H7L6 155H5ZM32 157V156H31ZM77 157V156H76ZM82 157V158H81ZM16 158H19V157H16ZM3 159V158H2ZM6 159V158H5ZM5 159H4V161H5ZM32 159H33V157H32ZM101 159V158H100ZM1 160V159H0ZM41 160V159H40ZM99 160V159H98ZM103 160V159H102ZM136 160V159H135ZM137 160H139V159H137ZM8 161V160H7ZM17 161V160H16ZM37 161V160H36ZM2 162V161H1ZM23 162V161H22ZM30 162V161H29ZM34 162V161H33ZM134 162V161H133ZM138 162H140V161H138ZM144 162V161H143ZM227 162V161H226ZM229 162V161H228ZM232 162V161H231ZM18 163V162H17ZM48 163V162H47ZM99 163H101V162H99ZM105 163V162H104ZM137 163V162H136ZM141 163V162H140ZM223 163V162H222ZM1 164V163H0ZM5 164H7V163H5ZM103 164V163H102ZM106 164V163H105ZM108 164V163H107ZM138 164V163H137ZM2 165V164H1ZM9 165V164H8ZM21 165V164H20ZM45 165V164H44ZM51 165V164H50ZM12 166V165H11ZM10 166V167H11ZM96 166V165H95ZM102 166V165H101ZM106 166V165H105ZM112 166V165H111ZM135 166V165H134ZM219 166V165H218ZM22 167H23V165H22ZM27 167H29V166H27ZM39 167V166H38ZM56 167V166H55ZM102 167H104V166H102ZM133 167V166H132ZM220 167V166H219ZM8 168V167H7ZM19 168V167H18ZM25 167H23V169H24ZM95 168V167H94ZM105 168V167H104ZM108 168V167H107ZM117 168V167H116ZM61 169V170H62ZM137 169V168H136ZM2 170H4V169H2ZM5 170H8V169H5ZM19 170V169H18ZM24 170H26L27 171V169H24ZM39 171H40V169H38ZM41 170H42V168H41ZM108 170V169H107ZM119 170H121V169H119ZM133 170V169H132ZM219 170V169H218ZM222 170V169H221ZM29 171V170H28ZM34 171V170H33ZM51 170H49V172H50ZM110 171V170H109ZM129 171V170H128ZM137 171V170H136ZM199 171V170H198ZM2 172V171H1ZM16 172V171H15ZM25 172V171H24ZM30 172H31V170H30ZM36 172H37V170H36ZM45 172H46V170H45ZM61 172H63V171H61ZM98 172V171H97ZM102 172V171H101ZM208 172V171H207ZM219 172V171H218ZM224 172V171H223ZM4 173H5V171H4ZM41 173H42V171H41ZM46 173H48V172H46ZM58 173H59V170H58ZM96 173V172H95ZM109 173V172H108ZM124 173V172H123ZM130 173H131V170H130ZM129 173V174H130ZM137 173V172H136ZM135 173V174H136ZM144 173V172H143ZM197 173V172H196ZM220 173V172H219ZM23 174V173H22ZM29 174V173H28ZM27 174V175H28ZM77 174H78V172H77ZM99 174V173H98ZM126 174V173H125ZM132 174H133V172H132ZM134 174V175H135ZM139 174V173H138ZM216 174V173H215ZM237 174V173H236ZM2 175V174H1ZM5 175H7L6 173H5ZM5 175H3L4 177H5ZM20 175H21V173H20ZM24 175V174H23ZM50 175V174H49ZM55 175V174H54ZM63 175V174H62ZM84 175V174H83ZM174 175V174H173ZM223 175V174H222ZM249 175V174H248ZM26 176V175H25ZM31 176V175H30ZM57 174H56V178H57ZM81 176H82V174H81ZM81 176H80V178H81ZM88 176V175H87ZM97 176V175H96ZM100 176V175H99ZM104 176V175H103ZM108 176V175H107ZM110 176V175H109ZM120 176V175H119ZM137 175H135V177H136ZM204 176V175H203ZM216 176V175H215ZM1 177V176H0ZM12 178H13V176H11ZM10 177V178H11ZM15 177V176H14ZM61 177V176H60ZM89 177V181H90V177H93V176H88ZM87 177V178H88ZM118 177V176H117ZM149 177V176H148ZM151 177V176H150ZM219 177V176H218ZM223 177V176H222ZM24 178V177H23ZM27 177H25V179H26ZM46 178H47V176H46ZM63 177H61V179H62ZM65 178V177H64ZM73 178V177H72ZM72 178H71V180H72ZM75 178V177H74ZM85 178V177H84ZM83 178V181L84 180H87V179H84ZM106 178V177H105ZM145 178V177H144ZM9 179V178H8ZM14 179V178H13ZM28 179V178H27ZM50 179V178H49ZM66 179V178H65ZM70 179V178H69ZM77 179V178H76ZM127 180V178L126 177H124L123 178V180H124V182H126V180ZM131 179V178H130ZM129 179V180H130ZM136 179L138 180L139 179V177L137 178L136 177ZM160 179V178H159ZM216 179V178H215ZM264 179V174L262 175V177L261 178H259V180L258 181H256L255 182V184L253 185V187L251 188V191H250V193L248 194V195H246V197H245V199H244V201L242 202V205H240L241 206V208H240V210L239 209H237L238 211H236V212H233V213H227V214H224V215H222V216H220V217H218V218H216V219H213V220H209V222L205 225V227L203 228V230H202V232L199 234V236L197 237V238H195L194 240H193V242H192V249H193V256L190 258V261H189V264H201V257H200V245H201V243H202V241L210 234V233H212L216 228H218V227H220V226H222V225H224V224H228L229 222H232V221H235V220H237L239 217L241 218V217H244L246 214H249L250 212H249V209L251 208V205H252V197H253V195H254V190H255V187L259 184V182L260 181H262ZM3 180H4V178H3ZM5 180H7V179H5ZM4 180V181H5ZM53 180H54V178H53ZM64 180V179H63ZM94 180V179H93ZM107 180V179H106ZM105 179L103 180V179H101L100 180V185H99V189H97L98 191H96L95 193H94V197H90V195L89 194H87L88 196L86 197V198H83V196H82V198L83 199H79V200H77V201H75V203L72 205H68V204H66V203H63V204H61V206L60 207H57L58 206V204H57V206H53L52 204H53V202H52V204L49 206H47V208H46V212H41V213H38L37 214V217H35L36 218V221L37 220H39L38 222L40 223V224H42V225H45L46 227H47V229L49 228L50 230H54L55 231V233H59V235H58V238L56 239V241H57V243L58 242H60V241H58V240H64V241H66L65 239L67 238V239H69V241H71L72 243L71 244H73L74 246H76L77 245V241H78V239H86V238H88V239H86V240H84V243L85 242H87L86 244H87V246H85V252H86V257L87 256H90V255H94V257H95V260L97 261V259H100V260H106V259H111L112 261H113V264H129V262H130V260H131V254L128 252V253H125L126 252V248H125V246H126V244L127 245H129V244H131V246L133 247L132 249L133 250H135L136 251V249H138L139 247L136 245V243H134V242H132V241H134V240H130V236L128 235V232L129 231H127L129 228H130V225H129V223H128V225H127V222H129V221H135V222H138V224H139V219H137V218H134V216H135V214L137 213H139L140 214V212L142 211V210H144V212H145V206H146V203H147V199L145 198V199H143V200H141V199H137L136 200V198H134V196L133 197H131V195H130V197H128L127 198V196H125L124 195V193H122V192H127L128 190H130V191H132L133 189H134V186H126L127 185V183H123L122 182V180H119L118 178L117 179H115V178H113L112 180L114 181V184L112 183H110L111 181H109V182H107ZM110 180H111V178H110ZM128 180V181H129ZM133 180V179H132ZM144 180V179H143ZM3 181V182H4ZM19 181V180H18ZM44 181V180H43ZM60 181V180H59ZM77 181H78V179H77ZM79 181H81V179L79 180ZM92 181V180H91ZM98 181V180H97ZM127 181V182H128ZM136 181V180H135ZM173 181H174V179H173ZM227 181V180H226ZM6 182V181H5ZM9 182V181H8ZM17 182V181H16ZM52 183H53V181H51ZM62 182V181H61ZM87 182V181H86ZM85 182V183H86ZM95 182V181H94ZM150 182V181H149ZM177 182H178V180H177ZM209 182V181H208ZM254 182V181H253ZM1 183V182H0ZM21 183V182H20ZM44 183V182H43ZM57 183V182H56ZM72 183V182H71ZM91 183V182H90ZM93 183V182H92ZM115 183L117 184L116 186H115ZM131 184H133L134 182H130ZM5 184V183H4ZM79 184V183H78ZM138 184V183H137ZM145 184V183H144ZM226 184H227V182H226ZM55 185V184H54ZM61 185H62V183H61ZM72 185V184H71ZM75 185H76V183H75ZM83 185H84V183H83ZM86 185V184H85ZM93 184H91V186H92ZM148 185V184H147ZM43 186V185H42ZM56 186V185H55ZM57 186H58V184H57ZM59 186H60V184H59ZM66 186V185H65ZM67 186H68V184H67ZM69 186H70V184H69ZM90 186V185H89ZM139 186V185H138ZM220 186V185H219ZM222 186H225L224 184L222 185ZM44 187H45V184H44ZM126 187H128V188H126ZM140 187V186H139ZM164 187V186H163ZM162 187V188H163ZM65 188V187H64ZM70 188H71V186H70ZM75 188V187H74ZM77 188V187H76ZM75 188V189H76ZM80 188V187H79ZM83 188H84V186H83ZM88 188V187H87ZM90 188V187H89ZM96 188V187H95ZM94 188V189H95ZM216 188H218V187H216ZM226 188V187H225ZM235 188V187H234ZM55 189V188H54ZM68 189V188H67ZM81 189V188H80ZM192 189V188H191ZM220 189V188H219ZM223 189V188H222ZM222 189H220V190H222ZM13 190V189H12ZM27 190V189H26ZM44 190V189H43ZM46 190V189H45ZM49 190V189H48ZM50 190H52V189H50ZM55 190H57V189H55ZM59 190V189H58ZM72 190V189H71ZM88 190V189H87ZM135 190V189H134ZM22 191V190H21ZM215 191V190H214ZM49 192V191H48ZM91 192V191H90ZM133 192V191H132ZM87 193H89V192H87ZM103 193H108V195L105 197V195L103 196L102 194ZM130 193V192H129ZM135 193V192H134ZM136 193H137V191H136ZM209 193V192H208ZM12 194V193H11ZM10 194V195H11ZM83 194V193H82ZM84 194H85V191H84ZM212 194H213V192H212ZM86 195V194H85ZM136 195V194H135ZM219 195V194H218ZM141 196V195H140ZM178 196V195H177ZM184 196H186V195H184ZM183 196V197H184ZM192 196V195H191ZM195 196V195H194ZM81 197V196H80ZM138 197V196H137ZM43 198V197H42ZM78 198V197H77ZM101 198V199H100ZM140 198V197H139ZM175 198V197H174ZM173 198V199H174ZM178 198V199H177ZM177 198H175L174 200H173V203L175 204V203H177V202H181V198H179V197H177ZM219 198V197H218ZM66 199V198H65ZM171 199V198H170ZM184 199V198H183ZM62 200V199H61ZM148 200H150V199H148ZM184 200H186V199H184ZM212 200V199H211ZM63 201V200H62ZM69 201V200H68ZM72 201V200H71ZM74 201V200H73ZM72 201V202H73ZM170 201V200H169ZM169 201H168V203H169ZM183 201V200H182ZM49 202V201H48ZM172 202V201H171ZM61 203V202H60ZM59 203V204H60ZM149 203V202H148ZM167 203V202H166ZM168 203H167V205H168ZM44 204V203H43ZM171 204V203H170ZM45 205H46V203H45ZM164 205H165V201H164ZM172 205V204H171ZM176 206V205H175ZM239 206V207H240ZM189 207V206H188ZM212 207V206H211ZM179 208V207H178ZM184 209V208H183ZM205 209V208H204ZM40 211L42 210V208L41 209H39ZM44 210V209H43ZM176 210V209H175ZM39 211V212H40ZM174 211V210H173ZM149 213V212H148ZM156 213V212H155ZM159 213V212H158ZM167 213V212H166ZM33 214H34V212H33ZM87 214V217H84L85 215ZM142 214H143V211H142ZM141 215V214H140ZM35 216V215H34ZM145 216V215H144ZM152 216V215H151ZM168 216V215H167ZM21 217V216H20ZM33 217V216H32ZM17 218V217H16ZM19 219V218H18ZM141 219H142V217H141ZM160 219V218H159ZM208 219V218H207ZM211 219V218H210ZM1 220H2V218H1ZM9 220V219H8ZM15 220V219H14ZM26 220V219H25ZM144 220V219H143ZM143 220H141V221H143ZM150 220V219H149ZM264 220V219H263ZM10 221V220H9ZM33 221V220H32ZM34 221H35V219H34ZM148 221V220H147ZM251 221V220H250ZM8 222V221H7ZM135 222H134V224H135ZM146 222V221H145ZM28 222H26L25 224H27ZM38 223V224H39ZM132 223V222H131ZM22 224H23V222H22ZM39 224V225H40ZM138 224H137V226H138ZM145 224V223H144ZM156 224V223H155ZM205 224V223H204ZM258 224V223H257ZM132 225V224H131ZM141 225V224H140ZM35 226V225H34ZM136 226V227H137ZM204 226V225H203ZM253 226V225H252ZM251 226V227H252ZM26 227V226H25ZM21 228V227H20ZM145 228V227H144ZM17 229H18V227H17ZM120 229H123V231H120ZM126 229V232H124V230ZM131 229V228H130ZM141 229V228H140ZM139 229V230H140ZM230 229V228H229ZM236 229V228H235ZM247 229V228H246ZM252 229V228H251ZM19 230V229H18ZM113 230V231H112ZM114 230H116V231H114ZM117 230L118 231H120V233L119 232H117ZM149 230V229H148ZM161 230V229H160ZM263 230V229H262ZM6 231V230H5ZM8 231V230H7ZM23 231V230H22ZM234 231V230H233ZM42 232H43V230H42ZM108 233V232H115V234L118 236V238L117 237H112V235L111 236H106V235H100V234H104V233ZM150 232V231H149ZM162 232V231H161ZM243 232V231H242ZM55 233L53 234L54 236H52V240H54V238H55ZM240 233V232H239ZM19 234V233H18ZM65 235V236H61V235ZM92 234H96V235H100L99 236V239L98 240H101V243L102 242H106V241H108L109 243L110 242H112V246L111 247H108V248H104L103 246H105V245H103L102 246V244L100 243H98V244H96V246L94 247L93 245H92V243H89L90 241V239H91V237H92ZM20 235V234H19ZM174 235V234H173ZM21 236V235H20ZM151 236V235H150ZM236 236V235H235ZM250 236V235H249ZM54 237V238H53ZM64 237V238H63ZM177 237V236H176ZM21 238V237H20ZM23 238V237H22ZM51 238V237H50ZM63 238V239H62ZM143 238V237H142ZM232 238V237H231ZM10 239H11V237H10ZM35 239V238H34ZM134 239V238H133ZM253 239V238H252ZM27 240V239H26ZM29 240V239H28ZM48 240V239H47ZM88 240V241H87ZM94 240V239H93ZM136 240V239H135ZM147 240V239H146ZM178 240H179V237H178ZM14 241V240H13ZM24 241V240H23ZM30 241V240H29ZM68 241V240H67ZM68 241V242H69ZM177 241V240H176ZM20 242V241H19ZM25 242H27V241H24V243ZM264 242V241H263ZM15 243V242H14ZM17 243H18V241H17ZM16 243V244H17ZM20 243H22V242H20ZM24 243H22L23 245H24ZM55 243V241H51L50 243L48 242V244H50V245H53ZM78 243H80L79 241H78ZM94 243H95V241H94ZM119 243V244H118ZM12 244V243H11ZM63 244V243H62ZM68 244V243H67ZM82 244V243H81ZM111 244V243H110ZM54 245H56V243L54 244ZM84 245V244H83ZM178 245V244H177ZM13 246V245H12ZM18 246V245H17ZM21 246V245H20ZM73 246V247H74ZM36 247V246H35ZM15 248V247H14ZM27 248V247H26ZM54 248V247H53ZM57 248V247H56ZM79 248V247H78ZM141 248V247H140ZM143 248V247H142ZM19 250V249H18ZM39 250V249H38ZM52 250V249H51ZM132 250V251H133ZM83 251V250H82ZM139 251V250H138ZM17 253V252H16ZM137 253V252H136ZM144 253V252H143ZM20 255V254H19ZM96 255H98V256H96ZM100 255V256H99ZM102 255V256H101ZM179 255V254H178ZM18 256V255H17ZM21 256H23L22 254H21ZM20 256V257H21ZM25 256H28V255H25ZM19 257V256H18ZM24 257V256H23ZM138 257V263L139 264H148L150 261H148V259H146L145 258V256H143L142 254L141 255H139V256H137ZM27 258V257H26ZM28 258H30V257H28ZM32 258V257H31ZM97 258V259H96ZM133 258V257H132ZM81 259H82V257H81ZM59 260H60V258H59ZM87 260H89L90 261V259H87ZM99 260V261H100ZM151 260H154V259H152L151 258ZM175 260V259H174ZM57 261V260H56ZM65 261V260H64ZM71 261V260H70ZM79 261V260H78ZM86 261V260H85ZM155 261V260H154ZM153 261V262H154ZM179 261V260H178ZM60 262V261H59ZM83 262V261H82ZM87 262V261H86ZM175 262V261H174ZM26 263H28V262H26ZM76 263V262H75ZM31 264V263H30ZM154 264V263H153ZM243 264V263H242ZM264 264V263H263Z\"/></svg>",
  "mask_w": 264,
  "mask_h": 264
}]
</instances>
